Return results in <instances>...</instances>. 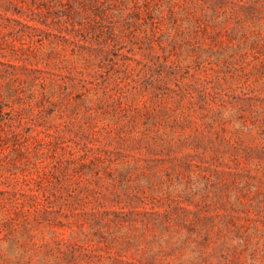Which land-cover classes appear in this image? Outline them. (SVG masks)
<instances>
[{"label":"rangeland","instance_id":"rangeland-1","mask_svg":"<svg viewBox=\"0 0 264 264\" xmlns=\"http://www.w3.org/2000/svg\"><path fill=\"white\" fill-rule=\"evenodd\" d=\"M0 264H264V0H0Z\"/></svg>","mask_w":264,"mask_h":264}]
</instances>
